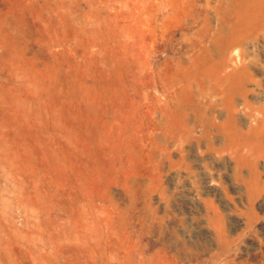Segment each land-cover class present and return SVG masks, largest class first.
I'll use <instances>...</instances> for the list:
<instances>
[{
	"label": "rangeland",
	"instance_id": "rangeland-1",
	"mask_svg": "<svg viewBox=\"0 0 264 264\" xmlns=\"http://www.w3.org/2000/svg\"><path fill=\"white\" fill-rule=\"evenodd\" d=\"M0 264H264V0H0Z\"/></svg>",
	"mask_w": 264,
	"mask_h": 264
}]
</instances>
